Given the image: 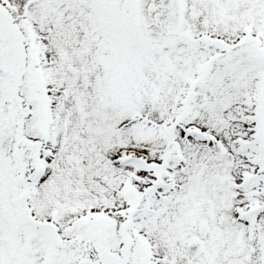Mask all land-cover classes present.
Wrapping results in <instances>:
<instances>
[{
    "label": "snow or ice",
    "instance_id": "snow-or-ice-1",
    "mask_svg": "<svg viewBox=\"0 0 264 264\" xmlns=\"http://www.w3.org/2000/svg\"><path fill=\"white\" fill-rule=\"evenodd\" d=\"M0 264H264V0H0Z\"/></svg>",
    "mask_w": 264,
    "mask_h": 264
}]
</instances>
